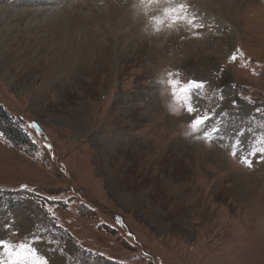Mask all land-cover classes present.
Instances as JSON below:
<instances>
[{
    "label": "rangeland",
    "instance_id": "obj_1",
    "mask_svg": "<svg viewBox=\"0 0 264 264\" xmlns=\"http://www.w3.org/2000/svg\"><path fill=\"white\" fill-rule=\"evenodd\" d=\"M213 1L188 0L206 23L201 39H181L183 30L156 33L142 17L131 32L140 45L128 49L131 60L107 49V58L95 55L103 59L97 68L55 71L54 56L21 36L28 27L16 15L26 0H0V10L14 14L4 21L0 11V236L10 224L20 237L33 224H49L46 201L19 191L28 184L40 196L73 198L54 207L75 239L52 229L36 245L51 264H264V163L257 156L247 169L219 142L186 139L188 117L169 111L172 98L157 82L173 71L222 89L239 109L227 119L225 143L234 128L245 132V148L264 134L255 112L264 109V0ZM236 48L246 60L228 64ZM21 118L37 122L44 136L19 127ZM78 245L104 256L88 257Z\"/></svg>",
    "mask_w": 264,
    "mask_h": 264
},
{
    "label": "snow or ice",
    "instance_id": "obj_2",
    "mask_svg": "<svg viewBox=\"0 0 264 264\" xmlns=\"http://www.w3.org/2000/svg\"><path fill=\"white\" fill-rule=\"evenodd\" d=\"M101 5L103 0H100ZM137 8L141 9L146 15L151 14V25L156 33H160L165 28L183 30L188 36H181V39L192 38L201 39L202 30L206 28V23L195 12L191 11V5L188 0H135ZM241 60H246L245 54L239 48L230 54L227 58L228 64H234ZM247 63H242L241 67H247ZM224 73V68H220L216 74L217 77ZM253 75H259L254 69ZM179 72L167 71L158 79V83L164 85L168 90L172 100L168 104L169 111L179 115L181 109L188 117L185 126L184 137L198 143H204L209 147L219 142V147L227 151L228 155L247 169H252L256 162L254 158L259 156V162L264 163V134L255 137L253 143L245 148L243 137L245 132L234 128L232 141L225 143V124L228 117L232 115L231 110L239 112L238 106L234 100H227L220 88L211 89L209 83L204 79L189 78L182 80ZM236 87L235 84L232 85ZM248 103H254L250 97H243ZM206 101L207 105L201 103ZM214 101V102H213ZM228 103L230 108L224 107ZM255 112L261 117L259 127L264 128V109L256 108ZM25 131L31 130L38 137H43V131L40 125L35 121L25 123L21 118L18 124ZM5 139L3 133H0V140ZM47 140V137H44ZM35 142V141H33ZM49 153H52L53 146L50 143L43 145ZM55 159V156L52 157ZM5 189H0L4 191ZM19 191L32 193L43 201L42 205L45 216L48 218V225L33 224L25 236L20 237L19 230L14 225H7L8 236H0V264H51L50 259L37 255L36 245L44 239L45 232L52 229L64 231L70 238L75 239L72 234L59 222L57 210L54 207L56 202L60 201L65 205L73 202L72 197L60 200L59 194H49L40 196L37 189L28 184H21ZM81 203H83L81 201ZM115 222L124 227L121 217H116ZM50 225V227H49ZM131 236V233H129ZM12 237H19L12 239ZM80 250L88 254V257L100 256L103 253L93 252L91 249L83 248L78 245ZM63 255V250H59Z\"/></svg>",
    "mask_w": 264,
    "mask_h": 264
},
{
    "label": "bare ground",
    "instance_id": "obj_3",
    "mask_svg": "<svg viewBox=\"0 0 264 264\" xmlns=\"http://www.w3.org/2000/svg\"><path fill=\"white\" fill-rule=\"evenodd\" d=\"M127 1L129 5L126 4L127 6H125ZM131 2L132 0H105L103 6L100 7L99 5L88 6V2L84 3L77 0H42L39 3L26 0L24 8L16 17L18 19L22 17L24 25L26 24L28 27V30L21 33L24 40L26 39L33 46L40 45L38 48H43L50 56H54L55 63L50 68L55 71L65 70L67 68L65 66L69 65L76 68L82 67V65L97 68V62L101 60L100 63H102L103 59L96 58L95 55L99 54L105 58V53L109 49L111 51L107 54L108 56L117 54L118 60L125 62V60H131L133 57L128 49L133 48V46H140L139 38L134 39L135 36L133 37L131 32L137 30V26H140L144 19L142 15H136L130 8ZM212 2L214 1L212 0ZM225 10L222 11L224 17L227 15ZM0 11L3 18L5 17L4 14L9 18L14 15L12 10L11 12L8 11L10 13ZM2 26L4 24L0 23V27ZM34 37L36 40H32ZM38 42L39 44H37ZM115 49L117 51L113 53L112 50ZM132 51L138 52L136 49ZM87 53L92 54V56H86ZM80 123L78 122L79 126ZM108 147L106 149L110 148Z\"/></svg>",
    "mask_w": 264,
    "mask_h": 264
},
{
    "label": "clouds",
    "instance_id": "obj_4",
    "mask_svg": "<svg viewBox=\"0 0 264 264\" xmlns=\"http://www.w3.org/2000/svg\"><path fill=\"white\" fill-rule=\"evenodd\" d=\"M130 8L134 11L136 15H142V17L147 21V23L151 24V14H145L141 9L137 8L136 3L132 2L130 4ZM166 30H174V29H169L165 28Z\"/></svg>",
    "mask_w": 264,
    "mask_h": 264
}]
</instances>
